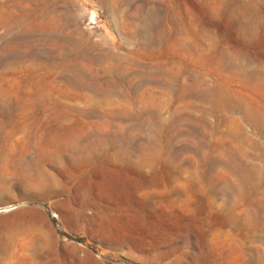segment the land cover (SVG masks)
I'll use <instances>...</instances> for the list:
<instances>
[{
  "label": "rangeland",
  "instance_id": "rangeland-1",
  "mask_svg": "<svg viewBox=\"0 0 264 264\" xmlns=\"http://www.w3.org/2000/svg\"><path fill=\"white\" fill-rule=\"evenodd\" d=\"M263 82L264 0H0V264H264Z\"/></svg>",
  "mask_w": 264,
  "mask_h": 264
},
{
  "label": "bare ground",
  "instance_id": "bare-ground-1",
  "mask_svg": "<svg viewBox=\"0 0 264 264\" xmlns=\"http://www.w3.org/2000/svg\"><path fill=\"white\" fill-rule=\"evenodd\" d=\"M218 92H219V90H216L214 92V95L216 96L218 94ZM211 103L215 106V108L217 107L218 109L223 110L224 112H226V113H228L230 115H231V113L234 114V112L236 110H239L240 111L241 110V106H242L241 103H239L237 100H234L233 101V100H230L228 98L225 99V98H223V96L221 94L218 95V96H216L211 101ZM247 104H249V103L247 102ZM250 108H251V106H250ZM241 112H242L241 115H242V121L243 122H245L246 124L252 126L255 130L261 128V130L264 131V110H261V112H259V113L258 112H253L251 109L249 111H243V110H241ZM232 121H234V120H232ZM238 122H239V120H238ZM243 140H245V139H243ZM245 141H243V142H245ZM262 146H264V145H262ZM262 146L260 147L259 144H253V148H255V149L258 148V147L263 148ZM240 156H242V155H240ZM244 157H245V155H244ZM228 158L229 159L227 160V163L221 165L222 166V169L225 172H227L230 176L236 178L237 182L239 183V187H240L239 190H240L241 201H247V200L250 199V197H252L251 198V200H252L254 198V196H251V194H249V190L250 189L253 190V189H257V188L259 189L264 184V165L262 167L260 166L259 168H256L257 167L256 166L255 167V170H254V171L258 172L261 175V177L263 178V182L261 181L260 183H254V181L252 180V178L250 176H248L245 173L244 174L241 173V172H243V169L244 168L242 166L243 163L241 164L239 162L240 160L238 161L237 159H235L233 157H228ZM253 160H257V159L255 158ZM249 168H251V167H249ZM246 170L247 169H245V171ZM249 171H250V169H249ZM251 172L253 173V171H251ZM258 189L256 191H258ZM260 195H261V204L260 203L259 204L257 203V205H256V203H255L256 201H255V199H253L251 201V204L253 203L252 206L258 207V209L255 210V211L253 209H249L251 212L252 211H254V212L251 213L248 210L249 211L248 217H249V220L251 221L253 227L259 228V231L261 232L260 234H264V227H263V221H264V191L261 192ZM258 242H259V244L262 247L261 253H260V251H254V250L249 249V247L246 246L245 242L240 243L239 246L236 247V251L238 252L239 258L241 259V261H245V256L253 255V254L254 255L255 254L260 255L262 257V260L264 261V235L260 237V239L258 240Z\"/></svg>",
  "mask_w": 264,
  "mask_h": 264
}]
</instances>
